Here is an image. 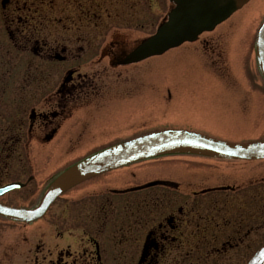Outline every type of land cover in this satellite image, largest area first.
Instances as JSON below:
<instances>
[{
    "label": "rangeland",
    "instance_id": "rangeland-1",
    "mask_svg": "<svg viewBox=\"0 0 264 264\" xmlns=\"http://www.w3.org/2000/svg\"><path fill=\"white\" fill-rule=\"evenodd\" d=\"M128 1L129 3L124 0V5L132 3L133 0ZM138 2L146 3V0ZM174 6L175 3L171 0H154L152 12L138 8L142 18L136 17V13L130 10L120 12V16L114 10L108 11L103 16L106 20L105 24L102 23L103 27L99 18H91L84 35L97 38L105 36L106 40L112 37L114 41L107 43L110 54L105 59L82 58L75 59L74 62L67 63L68 65L57 63L45 72H41L45 67L35 56V45L20 44L13 40L12 32H15V27H9L0 9V132L6 126L16 127L20 120L22 83L26 85L25 110L28 116L31 107L45 108L41 96L57 87L62 78L63 66L77 65L84 61L80 66L81 72L100 71L99 84L108 93L102 101L99 100L98 105L86 107L89 108L88 112L83 107V100H80L82 105L75 108L69 120L62 122V129L54 139L39 137L42 133L39 136L33 135L32 139L25 136L22 147L49 151L40 157V179L27 189L16 190L7 195L4 200L8 205L33 207L37 201L31 196H37L36 188L41 181L63 165L101 148L140 136L149 130L184 127L188 124L201 125V117L225 115L216 101H212L211 106L207 105L211 96L202 97L201 93L190 89L193 85H248L251 91L244 92L249 94L246 99L255 100L257 103L260 101L261 110L251 113L250 120L247 118L250 123L246 125L245 136L242 137L249 138L246 141L263 137L264 78L258 67L254 38L264 17V0H251L210 34L221 36L223 31L228 30L226 42L222 45L224 55L216 62V59L206 56L200 41L186 42L140 62H128L130 53L157 30ZM104 13L100 12L101 15ZM114 13L117 15L109 17V14ZM93 14L94 10L90 11V15ZM64 15L66 17V11ZM64 22L65 20H60L56 23L59 27ZM98 25L101 28H95ZM76 30L78 29L75 25L74 31ZM98 40L102 39L91 40V50H96ZM22 45L26 46L27 52H22ZM118 85L121 95L112 98ZM167 89L171 91L170 99ZM186 89L188 92L182 97L180 92ZM238 89L244 90L241 87ZM115 105L119 109L118 113H107L108 108L112 109ZM27 127L28 123L25 126L26 131ZM218 130L224 136L241 135L237 133V125ZM182 160L178 155L155 156L99 174L89 179L81 188L97 185L111 188L133 187L158 177L162 178L168 172L176 173ZM9 164L4 169L8 171L7 180L4 181L16 180L22 171V167L15 161ZM90 189L87 197L84 192L85 197L79 200L80 209L83 210L86 205V217L71 214L72 207L78 203L74 204L68 198L74 196L76 190L59 199L46 217L34 223L14 222L0 216V264H68L74 258L81 262L82 247L88 243L87 239H82L83 234L96 236L105 246L116 243L117 220L132 210V199L143 193L125 188L128 191L123 194L109 195L106 191L96 195ZM108 196L112 202L106 200ZM100 215H105L107 220L100 219ZM251 238L252 250L255 244L258 245L264 239L262 236ZM252 250L242 248L233 252L232 264H246ZM131 254L129 251H116L112 247L106 248L102 255L104 264H130Z\"/></svg>",
    "mask_w": 264,
    "mask_h": 264
},
{
    "label": "flooded vegetation",
    "instance_id": "flooded-vegetation-1",
    "mask_svg": "<svg viewBox=\"0 0 264 264\" xmlns=\"http://www.w3.org/2000/svg\"><path fill=\"white\" fill-rule=\"evenodd\" d=\"M127 2L129 3L128 0ZM131 2L124 5V0H0V9L9 27H15V32H12L13 40L20 44L35 45V56L45 67L41 72H45L57 63L68 65L67 63L74 62L75 59H105L110 54L107 43L114 40L112 37L106 40L105 36L97 38L84 35L89 20L96 17L101 24H105L103 16L113 10L118 12L119 16L120 12L130 10L139 18H142V15L139 14L138 8L152 12L154 0H146V3H139L138 0ZM92 10L95 12L93 16L90 15ZM100 12L105 13L101 15ZM116 13L109 14V17L116 16ZM70 14L72 18L69 19ZM60 20L65 22L58 27L56 22ZM75 25L78 29L76 31ZM98 27L101 28V25L95 26ZM215 29L202 33L195 40L200 41L208 58L216 59L214 62L223 57L222 45L228 36L227 29L221 36L210 35ZM93 39H102L98 40L96 50L90 48ZM22 52H27L25 45H22ZM82 64L84 61L77 65L63 66L62 78L57 87L41 96L45 108L31 107L28 116L25 110L26 85L22 83L20 120L16 127L6 126L0 132V187L11 182H19L21 186L0 194L1 203L6 204L4 198L13 191L27 189L40 179V157L49 150L22 147L25 136L32 139L33 135L39 136V133H42L39 137L54 139L62 129V122L72 117L77 106H81L82 102L85 109L96 106L99 100L108 94L99 84L101 72L83 73L80 67ZM119 85L116 86L117 92L112 94V98L121 95ZM190 87H193L191 90L201 93L202 97L211 96L207 105L211 106L212 101H216L218 108H221L225 115L210 117L211 119L201 117V125L188 124L180 128L232 142L256 141H246L249 138L242 137L245 136L246 125L250 123L251 113L261 110L260 101L257 103L255 100L246 99L249 94L244 92L251 91L248 85L203 84ZM167 92L168 98H172L170 89H167ZM187 92V89L181 90L180 94L185 97ZM80 100L83 101L79 102ZM88 110L89 108L86 112ZM118 111L115 105L112 109L108 108L107 113L116 115ZM234 125H237V133L241 135L224 136L218 132L220 128ZM263 138L264 135L257 140ZM171 155H178L180 160L183 159L176 173L168 172L162 178L148 181H158L157 184L134 190L143 194L135 196L132 199V210L117 220L116 243L105 246L96 236L83 234L82 239H87L88 243L82 247V258L79 255L81 262L74 258L68 264H104L102 254L106 248L112 247L119 252H131L130 264H232L233 252L242 248L252 250L251 237H264V157L226 158L186 151ZM209 160H212L211 163ZM11 161L20 165L22 171L16 180L4 181L8 177V171L4 169L9 167ZM75 162L77 160L63 165L41 181L36 188L37 196L31 198L35 197L38 203L49 184ZM90 180L60 195L47 214L59 199L76 190V194L68 198V201L78 203L72 207L71 214L88 216L86 205L83 210L80 209L79 200L85 197L84 192L87 197L91 187H81ZM106 187L97 185L90 190L92 194L96 192V195L106 191L113 195L123 194L127 192L125 188H132ZM106 200L112 202L110 196ZM102 216L99 218L107 220L105 215ZM263 242L264 239L258 245L255 244L252 252L254 253Z\"/></svg>",
    "mask_w": 264,
    "mask_h": 264
},
{
    "label": "water",
    "instance_id": "water-1",
    "mask_svg": "<svg viewBox=\"0 0 264 264\" xmlns=\"http://www.w3.org/2000/svg\"><path fill=\"white\" fill-rule=\"evenodd\" d=\"M176 6L169 19L156 33L134 49L128 62L140 61L164 53L185 41H191L227 19L248 0H173ZM256 54L264 77V21L256 38ZM199 152L222 157H264V139L252 143H232L182 129H163L126 140L71 166L49 186L40 202L32 208L12 207L0 203V215L11 220L31 223L42 218L54 200L74 185L112 168L169 152ZM151 182L145 186H151ZM12 183L0 188V194L20 187ZM247 264H264V243Z\"/></svg>",
    "mask_w": 264,
    "mask_h": 264
}]
</instances>
